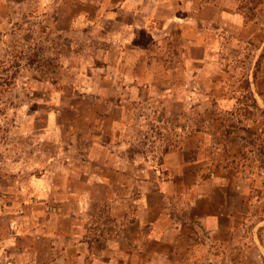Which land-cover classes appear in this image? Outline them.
<instances>
[{
    "label": "crops",
    "instance_id": "crops-1",
    "mask_svg": "<svg viewBox=\"0 0 264 264\" xmlns=\"http://www.w3.org/2000/svg\"><path fill=\"white\" fill-rule=\"evenodd\" d=\"M76 2L93 8L77 16L91 25L69 32L99 41L100 64L87 76L92 103L76 139L53 141L56 154L28 158L30 202L55 204V226L48 231L47 221L40 236L83 264H264V212L250 171L238 166L247 158L234 151L241 137L217 138L224 123H205L182 141L154 138L142 153L144 142L131 135L165 130L170 117L183 116L190 94L182 86L218 76L212 68L220 65L221 40L258 41L263 49L264 0L251 10L222 0ZM173 49L182 61L181 94L171 87ZM142 85L154 94H140ZM157 106L162 116L146 120ZM82 140L84 150L75 152ZM94 204L112 219L90 238Z\"/></svg>",
    "mask_w": 264,
    "mask_h": 264
},
{
    "label": "rangeland",
    "instance_id": "rangeland-1",
    "mask_svg": "<svg viewBox=\"0 0 264 264\" xmlns=\"http://www.w3.org/2000/svg\"><path fill=\"white\" fill-rule=\"evenodd\" d=\"M76 1L0 0V264H83L63 258L59 248L53 250L40 236L47 221L48 231L55 226V204L46 202L39 207L31 203L35 197L26 175L30 156L40 159L56 154L53 141L67 144L76 139V131L85 126L86 108L91 107L92 99L85 96L91 88L87 76L96 69L93 64H100L96 60L101 57L100 45L99 41L88 44L69 32L70 27L86 29L91 25L77 20V16L93 8ZM259 1L222 0L236 10L254 9ZM148 41L144 36V42ZM221 42L220 65L212 68L219 74L210 75L216 81L207 77L198 83L190 77L189 84H183L190 94L183 116L170 117L165 130L136 129L131 135L144 142V153L154 138L175 143L191 128L224 123L226 130L215 132L217 138H227L232 132L242 138L243 147L234 151L247 160L238 166L242 164L243 171H250L254 196L258 197L257 211L264 212V47L250 40L239 39L230 46L228 41ZM167 59L174 74L173 94H181L178 90L184 77L178 50L173 49ZM140 90V94H154L144 85ZM172 108L178 112L180 99L174 100ZM154 114L145 119L160 118L159 106ZM78 150H84L83 140L75 152ZM88 214L93 218L87 222L93 229L88 236L97 238L103 221L109 223L112 218L95 204Z\"/></svg>",
    "mask_w": 264,
    "mask_h": 264
}]
</instances>
